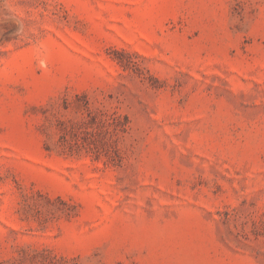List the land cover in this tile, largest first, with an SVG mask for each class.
<instances>
[{
    "label": "rangeland",
    "instance_id": "rangeland-1",
    "mask_svg": "<svg viewBox=\"0 0 264 264\" xmlns=\"http://www.w3.org/2000/svg\"><path fill=\"white\" fill-rule=\"evenodd\" d=\"M0 264H264V0H0Z\"/></svg>",
    "mask_w": 264,
    "mask_h": 264
}]
</instances>
